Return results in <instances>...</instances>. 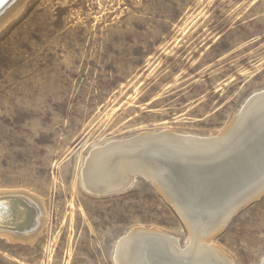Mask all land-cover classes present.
Instances as JSON below:
<instances>
[{"label":"rangeland","instance_id":"obj_1","mask_svg":"<svg viewBox=\"0 0 264 264\" xmlns=\"http://www.w3.org/2000/svg\"><path fill=\"white\" fill-rule=\"evenodd\" d=\"M26 4L0 28V191L39 197L49 218L32 243L0 236V264H116L117 242L139 227L186 247L152 180L134 174L96 195L85 163L143 132L220 134L264 90V0ZM211 243L234 264H261L264 195Z\"/></svg>","mask_w":264,"mask_h":264},{"label":"bare ground","instance_id":"obj_2","mask_svg":"<svg viewBox=\"0 0 264 264\" xmlns=\"http://www.w3.org/2000/svg\"><path fill=\"white\" fill-rule=\"evenodd\" d=\"M8 2L0 0V10ZM26 2L13 0L0 14V28ZM134 174L152 179L190 240L182 247L173 236L139 227L117 242L116 264H234L211 240L247 195L264 187V90L249 97L216 136L163 130L95 148L85 163L84 186L96 195L114 194L129 186ZM43 204L28 192L0 191V236L26 243L38 239L49 218Z\"/></svg>","mask_w":264,"mask_h":264},{"label":"water","instance_id":"obj_3","mask_svg":"<svg viewBox=\"0 0 264 264\" xmlns=\"http://www.w3.org/2000/svg\"><path fill=\"white\" fill-rule=\"evenodd\" d=\"M8 4V3H7ZM8 5H5L1 10H0V13L7 7ZM146 178V177H145ZM148 180H152V179H150V178H147ZM153 182V181H152ZM154 183V182H153ZM154 185H155V183H154ZM156 187V186H155ZM261 187V186H260ZM260 187H258V188H260ZM156 189H157V191L160 193V194H162L159 190H158V188L156 187ZM264 195V187L263 188H261V189H259V190H257V191H255L254 192V194L253 193H249V195H247L248 197H246L248 200L244 203V204H242L237 210H236V212L232 215V217L238 212V211H240V210H242L244 207H246V206H248V205H250V204H252V203H254V202H256L257 200H259L262 196ZM163 196V195H162ZM164 197V196H163ZM165 198V197H164ZM166 199V198H165ZM168 203H169V201H168ZM170 204V203H169ZM171 205V204H170ZM172 206V205H171ZM231 217V218H232ZM230 218V219H231ZM228 223V222H227ZM185 225V224H184ZM227 225V224H226ZM224 229V228H223Z\"/></svg>","mask_w":264,"mask_h":264}]
</instances>
